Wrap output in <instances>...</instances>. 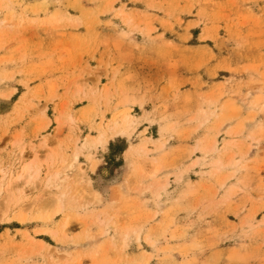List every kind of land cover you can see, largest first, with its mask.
Returning <instances> with one entry per match:
<instances>
[{"label": "rangeland", "instance_id": "obj_1", "mask_svg": "<svg viewBox=\"0 0 264 264\" xmlns=\"http://www.w3.org/2000/svg\"><path fill=\"white\" fill-rule=\"evenodd\" d=\"M0 264H264V0H0Z\"/></svg>", "mask_w": 264, "mask_h": 264}, {"label": "bare ground", "instance_id": "obj_2", "mask_svg": "<svg viewBox=\"0 0 264 264\" xmlns=\"http://www.w3.org/2000/svg\"><path fill=\"white\" fill-rule=\"evenodd\" d=\"M128 120H129V116L125 115L123 117V122L128 123ZM119 133H123V131H119ZM97 140L100 143L105 144L106 146H108L110 143L108 138L106 137L105 132L100 133ZM45 145H47V142H45ZM62 161L65 162L64 160H62ZM75 161H78V154H76V156H75ZM157 172H158V169H155L154 174H156ZM39 174H40L39 171L35 170L34 166L31 163H24L20 168V172H19V175L17 177V181L18 182H20V181L28 182V181L36 179L39 176ZM61 210H62V205H61V202H59L55 213L59 214L61 212ZM25 220H26V218L23 215L21 218V221L24 222ZM65 227H66V225H65Z\"/></svg>", "mask_w": 264, "mask_h": 264}]
</instances>
